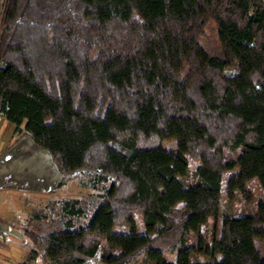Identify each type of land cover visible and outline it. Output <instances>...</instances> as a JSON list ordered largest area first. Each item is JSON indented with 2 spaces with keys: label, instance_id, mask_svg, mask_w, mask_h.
Wrapping results in <instances>:
<instances>
[{
  "label": "trees",
  "instance_id": "16d2710c",
  "mask_svg": "<svg viewBox=\"0 0 264 264\" xmlns=\"http://www.w3.org/2000/svg\"><path fill=\"white\" fill-rule=\"evenodd\" d=\"M1 7L0 116L12 140L30 136L94 191L27 218L33 247L18 264L40 254L45 264H264V200L249 188L264 190V0ZM237 195L235 215L223 200ZM121 224L133 230L115 233Z\"/></svg>",
  "mask_w": 264,
  "mask_h": 264
},
{
  "label": "rangeland",
  "instance_id": "374dc122",
  "mask_svg": "<svg viewBox=\"0 0 264 264\" xmlns=\"http://www.w3.org/2000/svg\"><path fill=\"white\" fill-rule=\"evenodd\" d=\"M2 6V0H0V12ZM228 75L236 73V67H231L225 70ZM174 141H166L163 143L164 148H170L174 145ZM197 161L190 159L191 168L197 164ZM239 168H236L230 173H224L223 175V195L225 196V189L230 177L236 174ZM60 178L57 183L50 185H44L34 193L20 190H4L0 191V226L8 229L6 236L0 238V264H18L27 256L29 250L33 247V242L26 234L25 222L27 218L33 217L35 211L40 208H46L51 201H58L64 198H84L88 199L94 196V191L88 186H85L82 182H86L87 179L81 181L77 175L64 176L60 173ZM66 177L62 186L59 183ZM19 186V185H18ZM50 186V187H49ZM34 188L35 185L24 183V188ZM50 188V189H47ZM251 194L254 202L264 200V190L255 181L250 187ZM26 190V189H25ZM19 191V192H18ZM225 203V209L232 211L235 215L242 212L244 199L240 196H236L233 201H228L226 198L223 200ZM93 210L87 211L86 215L81 219L83 223L90 220ZM136 232L142 234L145 232L143 225L142 213L137 212L134 215ZM46 220V219H44ZM213 221L203 226L202 232L207 235L211 234L213 229ZM221 218L217 221V229L220 232ZM34 230L33 226H29ZM133 230V226L130 224H121L114 227L115 233H130ZM9 232V233H8ZM155 236V233L150 234V237ZM6 237V238H5ZM5 239V241H4ZM194 239V238H193ZM194 241V240H193ZM167 259L175 261L174 255L166 256ZM38 264V263H36ZM40 264V263H39ZM88 264H96L95 260H90Z\"/></svg>",
  "mask_w": 264,
  "mask_h": 264
},
{
  "label": "crops",
  "instance_id": "0c3cea01",
  "mask_svg": "<svg viewBox=\"0 0 264 264\" xmlns=\"http://www.w3.org/2000/svg\"><path fill=\"white\" fill-rule=\"evenodd\" d=\"M14 128L12 122L0 116V191L9 189L34 193L44 185L57 183L61 175L49 152L39 148L28 135L13 141ZM24 183L35 187L24 188ZM7 231L0 226V238H4Z\"/></svg>",
  "mask_w": 264,
  "mask_h": 264
},
{
  "label": "built area",
  "instance_id": "2783aa9c",
  "mask_svg": "<svg viewBox=\"0 0 264 264\" xmlns=\"http://www.w3.org/2000/svg\"><path fill=\"white\" fill-rule=\"evenodd\" d=\"M37 263L39 262L40 264H45L44 262H43V260H42V255L40 254L39 255V258L37 259V261H36ZM38 263V264H39Z\"/></svg>",
  "mask_w": 264,
  "mask_h": 264
}]
</instances>
